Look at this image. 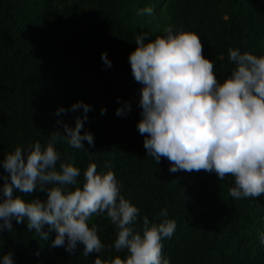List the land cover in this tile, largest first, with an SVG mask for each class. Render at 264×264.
<instances>
[{"label": "trees", "instance_id": "obj_1", "mask_svg": "<svg viewBox=\"0 0 264 264\" xmlns=\"http://www.w3.org/2000/svg\"><path fill=\"white\" fill-rule=\"evenodd\" d=\"M149 7L151 15L141 14ZM169 27L198 35L221 82L234 68L229 48L264 55V0H0V160L17 146L51 143L57 168L67 162L81 170L80 187L90 164L100 174L113 172L120 194L139 210L137 231L145 217L150 224L176 222L173 235L161 240L169 264H264V195L235 199L229 193L233 177L171 172L166 158L157 163L144 147L137 129L142 85L133 78L129 54L137 36L154 40ZM77 101L90 106L81 133L89 131L93 144L82 141L85 150L55 134L64 135V125L74 127L84 115L70 110ZM126 103L130 109L117 116ZM0 174L7 175L2 165ZM14 195L47 198L39 189ZM11 223L0 234V264L9 251L13 264H94L128 254L113 247L117 228L106 213L89 221L104 248L87 257L79 243L72 253L53 247L55 231L47 225L43 240L27 221L13 217Z\"/></svg>", "mask_w": 264, "mask_h": 264}, {"label": "clouds", "instance_id": "obj_2", "mask_svg": "<svg viewBox=\"0 0 264 264\" xmlns=\"http://www.w3.org/2000/svg\"><path fill=\"white\" fill-rule=\"evenodd\" d=\"M152 12L149 7L141 14ZM228 55L234 68L221 82L212 61L203 56L196 33L169 27L154 40L137 36L129 54L133 78L142 85L137 129L145 137L147 154L157 163L166 158L171 172L203 170L215 172L219 180L231 176V197L257 198L264 195V55L241 53L238 48H229ZM101 58L111 66L105 53ZM77 109H83L84 115L76 118L75 126L65 124V134H55L85 150L82 141L93 144L89 131L81 133L90 106L77 101L70 110ZM126 109H130L127 103L116 109V115H124ZM58 160L51 143L42 147L39 142L26 150L17 146L0 160L7 173L0 174V234L12 229L14 217L17 223L27 221L29 230L47 240V225L55 231L53 247L72 253L79 243L87 257L104 248L96 225L89 226V221L106 213L117 228L113 247L128 254L108 261L96 258L94 264H169L162 257L161 240L175 232L174 220L150 224L145 217L142 232L137 231L139 210L120 194L113 172L100 174L90 164L80 187L81 170L67 162L57 168ZM38 189L46 190V200L14 195V190L31 194ZM161 215L167 216V210ZM260 239L264 243V235ZM2 264H13L10 251L3 252Z\"/></svg>", "mask_w": 264, "mask_h": 264}]
</instances>
